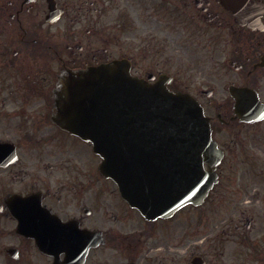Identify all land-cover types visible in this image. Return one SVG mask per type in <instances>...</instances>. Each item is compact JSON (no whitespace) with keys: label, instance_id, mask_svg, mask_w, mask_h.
<instances>
[{"label":"flooded vegetation","instance_id":"af4514ba","mask_svg":"<svg viewBox=\"0 0 264 264\" xmlns=\"http://www.w3.org/2000/svg\"><path fill=\"white\" fill-rule=\"evenodd\" d=\"M165 1L168 26L181 21L184 30L177 41L194 38L193 52L209 63L198 89L222 152L214 186L232 173L230 194H211L213 186L204 201L246 197V213L220 232L205 210L145 216L100 173L90 142L56 122L66 72L118 58L107 48L120 38L104 35L102 18L117 10L106 30L126 45L143 0H0V264H192L194 256L264 264V0L248 3L246 21L220 0ZM119 58L135 73L131 55ZM157 64L139 76L170 73L168 61ZM175 80L167 86L181 88Z\"/></svg>","mask_w":264,"mask_h":264},{"label":"water","instance_id":"95a60500","mask_svg":"<svg viewBox=\"0 0 264 264\" xmlns=\"http://www.w3.org/2000/svg\"><path fill=\"white\" fill-rule=\"evenodd\" d=\"M223 3L234 11L240 5ZM124 68L113 60L90 67V84L86 74L69 79L68 96L78 92L88 100L90 85V120L68 115L59 124L92 142L103 158L101 172L143 211L198 203L214 180L202 163L211 165L219 156L199 104L188 94L148 85ZM159 155L165 165L156 164Z\"/></svg>","mask_w":264,"mask_h":264},{"label":"rangeland","instance_id":"374dc122","mask_svg":"<svg viewBox=\"0 0 264 264\" xmlns=\"http://www.w3.org/2000/svg\"><path fill=\"white\" fill-rule=\"evenodd\" d=\"M137 4L138 3L134 4L133 8H139L135 11L138 13L137 15H139L141 21H134V14L132 11H130L134 23L130 28L124 31L126 34H124L122 38L125 37L124 41L126 42V45H122L119 31H112L111 26L109 32L106 30L107 24L112 21V18L117 13L116 9H112L109 16L102 18V20H107H101L104 23L97 21L100 23L98 27L99 29L103 30L104 35L111 37L116 35L118 39L120 38L119 45L111 44L108 46L107 52L110 54V57L119 58L125 54L131 55L133 60V70L138 75L142 73V69H148L150 67L160 68L161 64H157L156 66L154 65L155 61L164 60L165 63L168 61V64L164 66L163 69L169 70V72L176 77L173 85L179 86L181 88H188L189 90L187 91L192 92L200 101L203 100L202 93L198 88L201 86V77L208 76L206 71H208L209 63L207 64L205 58L201 57L197 52H193L191 43L194 42L195 39H189L186 41V43L177 41L178 35L184 32V30L182 29L181 21H172V24L168 26L167 21L172 17L174 12L172 11L170 13V10H168L170 5L166 4L165 0H143L142 5ZM147 4H149V6ZM147 16L153 20L149 21L150 18ZM175 16H177L176 13ZM146 19L148 20L144 21ZM102 41L96 42V46L101 45ZM139 45L144 51L140 58H138L137 55V47ZM203 54L209 61V53L206 51L204 52L203 50ZM135 60L140 61L134 63ZM209 73H211V70ZM222 182L224 183L214 186L210 193L230 194L232 182L231 171L229 176H225ZM228 204H230L229 207H227ZM183 209L205 210L207 219L212 222L211 226L213 229L220 232L222 226L226 225L227 229L232 226L236 217V211H238L239 214L242 212L246 213V197L239 200L238 202L218 200L212 203L209 201V198H207L201 206H197L195 208L184 207ZM192 215L194 214L192 213ZM222 246H224L227 251L230 252V240L223 241ZM196 250L197 249H195V251ZM205 252L210 254V249H208V246L206 247ZM225 257L228 260L230 259V255ZM209 260L210 264L219 263L217 259ZM225 262L228 263V261Z\"/></svg>","mask_w":264,"mask_h":264}]
</instances>
